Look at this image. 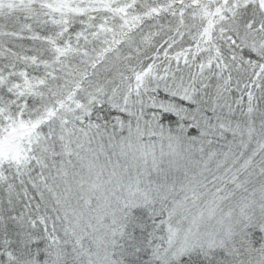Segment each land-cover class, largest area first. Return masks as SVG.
Instances as JSON below:
<instances>
[{"label": "snow or ice", "instance_id": "6c2138e0", "mask_svg": "<svg viewBox=\"0 0 264 264\" xmlns=\"http://www.w3.org/2000/svg\"><path fill=\"white\" fill-rule=\"evenodd\" d=\"M0 264H264V0H0Z\"/></svg>", "mask_w": 264, "mask_h": 264}]
</instances>
